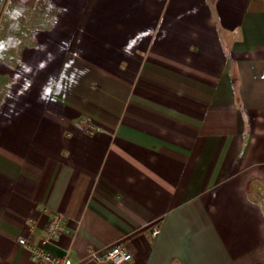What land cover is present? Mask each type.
<instances>
[{
  "label": "crops",
  "instance_id": "1",
  "mask_svg": "<svg viewBox=\"0 0 264 264\" xmlns=\"http://www.w3.org/2000/svg\"><path fill=\"white\" fill-rule=\"evenodd\" d=\"M0 49V264L56 213L74 264H264V0H0Z\"/></svg>",
  "mask_w": 264,
  "mask_h": 264
},
{
  "label": "built area",
  "instance_id": "2",
  "mask_svg": "<svg viewBox=\"0 0 264 264\" xmlns=\"http://www.w3.org/2000/svg\"><path fill=\"white\" fill-rule=\"evenodd\" d=\"M64 220L65 217L62 214H54L47 226V236L38 242H33L27 238L19 239V244L31 253L32 264H74L68 256L54 255L46 248L51 237L62 231ZM157 232V229H154L151 236L154 237ZM91 259L110 264H125L131 261L132 254L119 246H113L104 252L92 253Z\"/></svg>",
  "mask_w": 264,
  "mask_h": 264
},
{
  "label": "clouds",
  "instance_id": "3",
  "mask_svg": "<svg viewBox=\"0 0 264 264\" xmlns=\"http://www.w3.org/2000/svg\"><path fill=\"white\" fill-rule=\"evenodd\" d=\"M0 50H2V49H0Z\"/></svg>",
  "mask_w": 264,
  "mask_h": 264
}]
</instances>
